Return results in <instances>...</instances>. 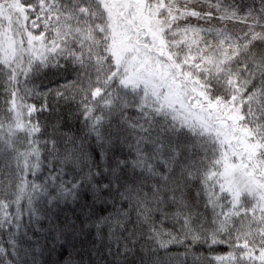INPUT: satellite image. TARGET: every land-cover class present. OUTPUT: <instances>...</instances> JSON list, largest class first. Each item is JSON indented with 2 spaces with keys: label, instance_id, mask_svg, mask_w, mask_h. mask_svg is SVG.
Returning <instances> with one entry per match:
<instances>
[{
  "label": "snow or ice",
  "instance_id": "snow-or-ice-1",
  "mask_svg": "<svg viewBox=\"0 0 264 264\" xmlns=\"http://www.w3.org/2000/svg\"><path fill=\"white\" fill-rule=\"evenodd\" d=\"M92 227L114 264H264V0H0V264Z\"/></svg>",
  "mask_w": 264,
  "mask_h": 264
},
{
  "label": "trees",
  "instance_id": "trees-1",
  "mask_svg": "<svg viewBox=\"0 0 264 264\" xmlns=\"http://www.w3.org/2000/svg\"><path fill=\"white\" fill-rule=\"evenodd\" d=\"M61 112L62 119L67 120L72 130L80 127L75 118L69 119L68 109L63 105L61 106ZM63 130L67 131L68 129L65 128ZM116 206H120L119 197H117ZM124 207L126 208L127 205L125 204ZM111 211H113L111 205H98L96 208V214L99 216L107 215ZM165 227H170V225H166ZM107 231V228H105V239L101 242L97 239L96 229L94 227L88 228L75 239L70 238L64 248H58L51 255L46 254L43 259L46 261V264H114L115 257L107 254ZM182 250L178 248L173 249L174 252ZM219 250L226 251L227 249L221 248ZM138 260L139 256H130L128 258L129 264H137Z\"/></svg>",
  "mask_w": 264,
  "mask_h": 264
}]
</instances>
